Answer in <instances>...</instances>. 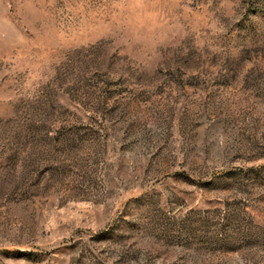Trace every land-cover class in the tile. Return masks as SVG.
Listing matches in <instances>:
<instances>
[{"label": "rangeland", "instance_id": "374dc122", "mask_svg": "<svg viewBox=\"0 0 264 264\" xmlns=\"http://www.w3.org/2000/svg\"><path fill=\"white\" fill-rule=\"evenodd\" d=\"M0 264H264V0H0Z\"/></svg>", "mask_w": 264, "mask_h": 264}]
</instances>
